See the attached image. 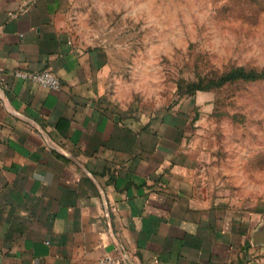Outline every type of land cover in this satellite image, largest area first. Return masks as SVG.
<instances>
[{
  "label": "crops",
  "instance_id": "obj_1",
  "mask_svg": "<svg viewBox=\"0 0 264 264\" xmlns=\"http://www.w3.org/2000/svg\"><path fill=\"white\" fill-rule=\"evenodd\" d=\"M77 4L0 0V264H264L258 209L218 193L198 135L213 98L120 107ZM46 69L59 91L10 76Z\"/></svg>",
  "mask_w": 264,
  "mask_h": 264
},
{
  "label": "rangeland",
  "instance_id": "obj_2",
  "mask_svg": "<svg viewBox=\"0 0 264 264\" xmlns=\"http://www.w3.org/2000/svg\"><path fill=\"white\" fill-rule=\"evenodd\" d=\"M72 36L108 52L122 108L213 98L198 135L218 193L264 221V0H78Z\"/></svg>",
  "mask_w": 264,
  "mask_h": 264
},
{
  "label": "built area",
  "instance_id": "obj_3",
  "mask_svg": "<svg viewBox=\"0 0 264 264\" xmlns=\"http://www.w3.org/2000/svg\"><path fill=\"white\" fill-rule=\"evenodd\" d=\"M10 76L14 79L30 81L43 86L51 91H59L62 88V82L59 77L51 70H41L38 72H29L23 70H14ZM6 74L0 68V85H4ZM82 264H133L127 257H114L105 255L96 261L84 262Z\"/></svg>",
  "mask_w": 264,
  "mask_h": 264
}]
</instances>
